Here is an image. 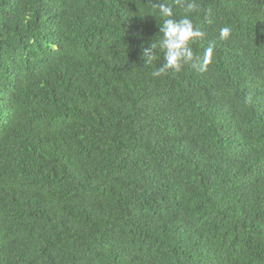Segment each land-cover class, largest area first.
I'll list each match as a JSON object with an SVG mask.
<instances>
[{
	"label": "trees",
	"instance_id": "trees-1",
	"mask_svg": "<svg viewBox=\"0 0 264 264\" xmlns=\"http://www.w3.org/2000/svg\"><path fill=\"white\" fill-rule=\"evenodd\" d=\"M160 3L0 0V264H264V0L154 77Z\"/></svg>",
	"mask_w": 264,
	"mask_h": 264
},
{
	"label": "clouds",
	"instance_id": "clouds-1",
	"mask_svg": "<svg viewBox=\"0 0 264 264\" xmlns=\"http://www.w3.org/2000/svg\"><path fill=\"white\" fill-rule=\"evenodd\" d=\"M174 6L184 11V15L179 19L176 18ZM156 9L154 16L157 18L162 36L159 39L156 37L151 46L144 48L141 53L143 63L151 64L163 51L165 63L153 71L152 75L159 77L168 70L179 72L185 65L201 72L206 71L214 56L215 44L210 42L204 48L202 55L194 51L193 45L206 37V33L201 30L199 24L194 23V20L190 18L193 13L204 12L198 0H174L173 4L160 3L156 5ZM210 15L211 11L208 10L205 16L208 23H212L211 19H208ZM230 33V27L221 28L220 39L229 38Z\"/></svg>",
	"mask_w": 264,
	"mask_h": 264
}]
</instances>
